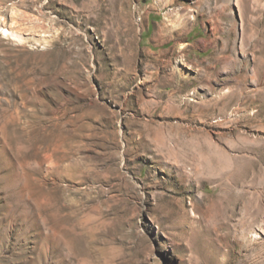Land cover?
Returning a JSON list of instances; mask_svg holds the SVG:
<instances>
[{
	"label": "rangeland",
	"instance_id": "1",
	"mask_svg": "<svg viewBox=\"0 0 264 264\" xmlns=\"http://www.w3.org/2000/svg\"><path fill=\"white\" fill-rule=\"evenodd\" d=\"M0 264H264V0H0Z\"/></svg>",
	"mask_w": 264,
	"mask_h": 264
},
{
	"label": "bare ground",
	"instance_id": "2",
	"mask_svg": "<svg viewBox=\"0 0 264 264\" xmlns=\"http://www.w3.org/2000/svg\"><path fill=\"white\" fill-rule=\"evenodd\" d=\"M4 30H5V29H4ZM5 33H6V34H12V35H14V33L10 32L9 29H6V30H5Z\"/></svg>",
	"mask_w": 264,
	"mask_h": 264
}]
</instances>
